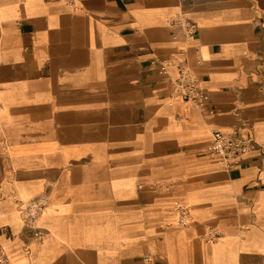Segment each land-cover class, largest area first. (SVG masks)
<instances>
[{
  "label": "crops",
  "instance_id": "obj_1",
  "mask_svg": "<svg viewBox=\"0 0 264 264\" xmlns=\"http://www.w3.org/2000/svg\"><path fill=\"white\" fill-rule=\"evenodd\" d=\"M173 58L198 75L202 106L158 75ZM262 75L264 0H0L9 264H264ZM235 128L263 152L225 173L205 152ZM40 196L34 238L23 206Z\"/></svg>",
  "mask_w": 264,
  "mask_h": 264
},
{
  "label": "built area",
  "instance_id": "obj_2",
  "mask_svg": "<svg viewBox=\"0 0 264 264\" xmlns=\"http://www.w3.org/2000/svg\"><path fill=\"white\" fill-rule=\"evenodd\" d=\"M179 27L188 37H192L197 33V27L188 21H180ZM153 64L157 67L158 75L172 84L174 97L177 99L192 103L195 106H202L209 100L208 95H206L201 89L198 75L186 63L173 58L157 60L154 61ZM171 69L176 73L174 79L170 76ZM260 89L264 93V75L261 77ZM261 148L262 147L255 139L242 136L239 133V130L235 128L229 133H222L219 131L214 132L208 143L205 155L210 161L220 166L225 173H230L238 169L252 153L262 151ZM48 204V197L40 196L25 203L23 206L25 219L24 228L30 231L31 236L34 238L40 236L41 228L39 227V220L44 214ZM174 211L178 214V224L187 227L189 225L188 207L179 201H175ZM212 232L213 233L210 235L212 240L219 237L218 232L215 230ZM0 264H9L1 245Z\"/></svg>",
  "mask_w": 264,
  "mask_h": 264
}]
</instances>
